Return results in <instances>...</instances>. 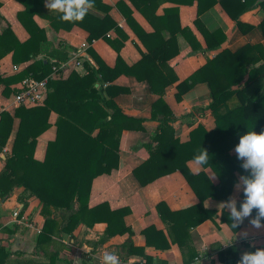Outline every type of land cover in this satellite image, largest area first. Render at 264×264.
I'll return each mask as SVG.
<instances>
[{
  "label": "trees",
  "instance_id": "trees-1",
  "mask_svg": "<svg viewBox=\"0 0 264 264\" xmlns=\"http://www.w3.org/2000/svg\"><path fill=\"white\" fill-rule=\"evenodd\" d=\"M14 1L24 7L17 13V20L29 38L19 42L9 26L3 28L0 33V60L10 54L13 65L30 63L17 74L6 77L0 74L1 95L4 98L18 93L19 89L11 87L24 79L40 81L49 77L53 68L69 61L71 53L76 52L65 43L55 47L46 39L44 31L35 25L33 17L42 15L43 0ZM96 1L94 7H99L104 16L99 18L87 13L83 23L76 22L87 33L88 47L85 52L94 60L95 68L84 62L87 71L84 76L71 72L66 79H49L41 105L30 108L20 105L13 114L4 110L0 112V153L12 137L10 153L6 155L0 171V199H7L15 189H22L24 195L39 201L43 218L42 228L34 240V256L40 255L43 260L24 257L0 244V264H56L60 251L70 249L69 244H62L56 239L72 238L79 225L91 228L97 223L106 224L100 242L114 235L129 233V238L119 246L126 257L138 256L145 260V264H158L144 253L142 247L133 246L130 239L132 232L123 221L129 213L127 208L110 210L106 203L88 207L92 181L118 169L122 133L144 131L142 119L125 115L114 102L117 94L126 92L112 85L121 75L145 82L149 91L158 96L151 105V119L158 122V126L149 141L138 146L148 152V158L132 170L134 178L141 187H145L161 177L179 172L199 201L195 206L180 211H170L163 202L156 205L172 244L183 250L190 229L214 219L216 215L206 210L202 203L209 198L229 200L238 181L237 176L250 174L242 167L244 162L241 158L229 152L247 131H264V47L261 44H246L233 53L223 49L181 82H178L167 62L178 55L177 34L186 40L192 52L203 50L193 32L180 26L179 6L195 4L196 20L193 24L205 43V49L210 51L220 48L226 36L219 29L209 32L199 19L203 13L218 4L234 22L236 29L246 34L252 26L242 23L239 17L256 8L264 11V0H128L152 27L150 33L141 29L132 18V10L120 1L114 7L146 50L141 59L131 66L119 56L127 36L108 15L111 6ZM163 3L174 6L164 8L162 16H155L156 9ZM60 15H57L58 19ZM53 20L57 19L51 22L56 31L70 30L74 25L59 26ZM258 27L264 37V18ZM111 31L121 41L112 40L108 36ZM99 39L118 55L112 68L106 66L90 48L91 43ZM173 84H176L177 102L196 85H208L212 100L206 109L210 110L214 119L212 130L207 131L198 125L190 131L187 141L180 142L175 138L170 126L173 114L163 100L165 89ZM232 99L237 104L230 108L228 103ZM196 111L203 112L204 109ZM51 113L57 116L55 138L47 143L44 158L39 161L34 158L37 139L51 127ZM14 119H18L19 123L12 135ZM201 148L209 154V163L203 166V170H211L217 179L216 184H212L204 171L192 174L187 167V162L192 161ZM240 198L243 200V192ZM223 220L225 213L221 216ZM141 234L147 246L157 249L169 247L163 232L152 226ZM190 258H194L193 253ZM218 258L219 261L231 260L233 264L239 260L237 249L232 246L221 251Z\"/></svg>",
  "mask_w": 264,
  "mask_h": 264
},
{
  "label": "crops",
  "instance_id": "crops-1",
  "mask_svg": "<svg viewBox=\"0 0 264 264\" xmlns=\"http://www.w3.org/2000/svg\"><path fill=\"white\" fill-rule=\"evenodd\" d=\"M97 2L96 0H94ZM102 4L111 6L108 15L118 25V27L127 36L123 47L119 51L122 61L131 66L137 63L146 50L138 40L136 35L127 25L122 14L114 7L118 2L123 1L132 10V18L146 33L153 31L152 27L146 19L132 7L128 0H99ZM42 15L33 17L35 25L44 31L46 39L55 47L59 43H65L67 46L76 50L71 53V57L75 53L86 54L85 49L88 47L86 38L87 33L81 29L78 23L74 24L70 30L53 29L55 25H69L71 23L61 22L57 15L58 12L48 10L43 0ZM171 3H163L155 11V16H162L163 9L172 7ZM99 8V7H98ZM91 8L88 13L99 18L104 16V12L100 8ZM24 10V7L14 0H0V33L1 30L9 26L19 42H24L29 38L28 33L17 20V13ZM178 17L180 26L188 27L196 36L203 50L192 52L190 45L186 40L177 34L178 55L167 62V65L174 72L181 82L188 78L193 72L198 70L207 60L212 59L218 52L227 49L231 53L237 51L246 44H261L264 47V37L259 23L264 18V11L261 9H253L242 14L239 20L252 26V29L242 34L236 29L235 24L221 7L217 4L210 10L203 13L199 19L204 27L209 31L221 30L226 36L225 42L216 50H206L205 43L198 31L195 29L193 22L196 20V6H179ZM85 19V18H84ZM84 19L82 23L84 22ZM20 36L23 38L20 39ZM108 36L112 40L121 41L113 31ZM93 53L110 68L114 67L117 53L103 40H95L90 45ZM88 56V55H87ZM87 63L90 68H95L92 57L88 56ZM30 63V62H29ZM29 63L21 65H13L11 63V55H6L0 60V74L4 77L19 73ZM65 69L67 71L63 72ZM7 72V73H4ZM71 72L84 76L87 74L85 67L81 70H75L73 65H66L60 70L62 77L66 79ZM59 79V80H60ZM53 80H58L54 78ZM112 85L126 90L125 93H119L115 96L114 102L122 110V112L136 119L143 120L144 131H124L119 141V166L118 169L112 170L109 174H105L95 178L90 187V195L88 207L106 203L110 210L127 208L128 215L123 218L124 225L130 229L132 235L130 239L134 247H142L144 253L152 257L158 264H194V258L202 254L201 264H233L231 260L219 261L218 254L229 247L237 249L238 259L241 253L245 251H254L255 248H264V228L255 229L249 224V219L236 229L231 226L228 210L222 211L219 208L220 202L214 199H206L202 204L203 207L215 213L214 219H208L196 227L190 229L186 239V245L183 250L176 244H172L166 230V224L162 222L156 210V205L163 202L170 211H180L190 208L198 204V198L190 189L183 176L179 172L172 173L165 177H161L156 181L141 187L132 174V170L142 164L148 158V152L144 148H138L141 143L149 141L150 136L154 133L158 126V122L151 119V105L158 99L153 95L145 82H138L133 77L121 75ZM21 83L13 85L14 90L20 89ZM97 86V85H96ZM2 87H0V112L2 110L13 114L14 109L18 106L13 102L12 93L8 98L1 95ZM176 84L170 85L165 89L163 100L173 114V120L170 126L174 131V136L180 142L188 140L189 133L198 125H202L207 131L214 128V119L210 110L206 108L211 103V95L207 84H198L183 95L181 101L175 99ZM237 104L232 99L228 105L230 108ZM41 105V104H38ZM37 106V105H35ZM34 106H25L30 108ZM196 109H204L203 112H197ZM56 114L51 113L49 116V124L51 127L42 133L38 139L34 152V158L42 161L45 155L46 145L55 138ZM18 119H14L12 127V135L18 127ZM12 137L8 140L3 152L0 153V171L4 167L6 155L10 153ZM230 155H237L235 147L229 152ZM245 162V158H241ZM187 167L192 174H198L204 171L212 184L217 183L216 177L211 170L201 168L197 171L192 161L187 162ZM237 183L234 185L230 198L237 201V210H239L240 194L242 193L241 177L237 176ZM229 198V199H230ZM41 205L34 197H28L23 194L22 189H15L7 199H0V244L7 246L11 252L23 254L24 257H32L43 260L40 255L34 256V240L37 233L43 225V218L40 215ZM17 216L14 217V212ZM222 213H225V220L221 221ZM152 226L157 231H162L169 247L166 249H157V247L147 246L141 232L147 227ZM106 224L97 223L91 228L79 225L73 232V237H67L61 242L69 244V250L60 251L59 260L56 264H101L102 256L105 251L115 253L119 256L121 264H145V260L138 256L126 257L119 249L128 238L129 233L122 235H114L100 242V238L104 235ZM247 233L246 238H242V233ZM158 241V240H155ZM163 243L162 240H160ZM159 243V241H158ZM231 243L230 245H224ZM255 245V247H250ZM194 254V258H190V254ZM192 259V260H191Z\"/></svg>",
  "mask_w": 264,
  "mask_h": 264
},
{
  "label": "clouds",
  "instance_id": "clouds-1",
  "mask_svg": "<svg viewBox=\"0 0 264 264\" xmlns=\"http://www.w3.org/2000/svg\"><path fill=\"white\" fill-rule=\"evenodd\" d=\"M45 7L48 10L60 13V21L68 23L82 22L88 11L94 7V0H45ZM237 158H245L242 167L249 170V176H241L243 200L237 210V201L230 198L220 202L219 208L228 210L229 220L232 228H237L246 218L249 224L255 229L264 228V131L257 133L247 131L239 137V143L235 145ZM192 163L199 171L209 163V154L206 149L201 148L199 153L194 155ZM255 215L253 216V211ZM242 238L247 233L241 234ZM225 243L224 245H230ZM255 247V245H250ZM194 258V264H201V257ZM101 264H121L119 256L115 253L105 251ZM237 264H264V248H255L254 251L241 253Z\"/></svg>",
  "mask_w": 264,
  "mask_h": 264
},
{
  "label": "built area",
  "instance_id": "built-area-1",
  "mask_svg": "<svg viewBox=\"0 0 264 264\" xmlns=\"http://www.w3.org/2000/svg\"><path fill=\"white\" fill-rule=\"evenodd\" d=\"M88 56L85 54L74 53L73 56L64 64H61L57 68H53V72L49 75V77L37 81L31 78L24 79L21 82V86L19 92L13 95V102L18 106H35L41 104L45 99L47 93V81L49 79H60L62 77V73L60 70L65 68L66 65L71 64L73 68L77 70H81L83 68V63L88 62ZM63 72L67 71L65 69ZM14 217L17 216V211L14 212Z\"/></svg>",
  "mask_w": 264,
  "mask_h": 264
},
{
  "label": "rangeland",
  "instance_id": "rangeland-1",
  "mask_svg": "<svg viewBox=\"0 0 264 264\" xmlns=\"http://www.w3.org/2000/svg\"><path fill=\"white\" fill-rule=\"evenodd\" d=\"M22 38H23V36H22V37L20 36V39H22ZM4 73H7V72H4ZM66 238H67V237H65L64 239H66Z\"/></svg>",
  "mask_w": 264,
  "mask_h": 264
}]
</instances>
